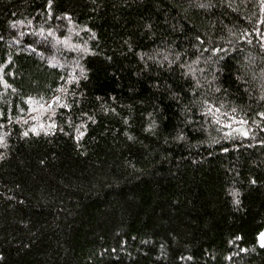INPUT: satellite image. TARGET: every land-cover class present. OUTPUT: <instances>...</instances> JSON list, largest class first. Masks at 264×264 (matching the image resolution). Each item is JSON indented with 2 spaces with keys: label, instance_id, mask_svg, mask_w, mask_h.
<instances>
[{
  "label": "trees",
  "instance_id": "16d2710c",
  "mask_svg": "<svg viewBox=\"0 0 264 264\" xmlns=\"http://www.w3.org/2000/svg\"><path fill=\"white\" fill-rule=\"evenodd\" d=\"M264 0H0V264H264Z\"/></svg>",
  "mask_w": 264,
  "mask_h": 264
},
{
  "label": "rangeland",
  "instance_id": "374dc122",
  "mask_svg": "<svg viewBox=\"0 0 264 264\" xmlns=\"http://www.w3.org/2000/svg\"><path fill=\"white\" fill-rule=\"evenodd\" d=\"M258 243L259 245L264 246V230L258 235Z\"/></svg>",
  "mask_w": 264,
  "mask_h": 264
}]
</instances>
